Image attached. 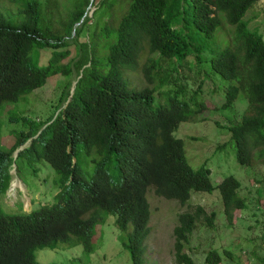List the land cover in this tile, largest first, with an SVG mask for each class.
Returning a JSON list of instances; mask_svg holds the SVG:
<instances>
[{
  "label": "trees",
  "instance_id": "trees-1",
  "mask_svg": "<svg viewBox=\"0 0 264 264\" xmlns=\"http://www.w3.org/2000/svg\"><path fill=\"white\" fill-rule=\"evenodd\" d=\"M8 1L17 8L13 14L0 6V110L7 101L24 99L53 75H71V61L63 63L70 55L64 47L78 37L79 28L92 22L86 12L90 0H72L68 18L57 23L52 19L57 27L47 38L48 32L39 25L43 14L50 13L43 7L48 0ZM122 1L126 8L117 27L92 34V45H98L102 35L112 37L104 45L102 60L92 55L94 46L78 42L81 54L74 63L78 80L73 88V80L66 82L55 114L34 122L24 116L9 118L26 127L16 134L11 148L0 145V198L10 184V167L28 151L47 160L63 185L51 203L38 209L8 213L0 207V264H41L37 248H56L59 243L81 244L85 252H93L96 225L104 219L101 211L117 215V226L127 231L124 245L133 264H147L150 188L190 208L193 192L218 189L229 221L237 209L246 207L239 179L229 175L215 186L211 169L205 164L192 166L185 141L176 135L181 122L196 120L211 105L204 100L192 107L179 67L192 70L187 60L192 56L196 64L210 62L213 70L235 82L225 89L223 107H231L241 92L248 106L242 120L229 127L230 142L243 165L252 163L255 150L264 158V36L244 19L259 0ZM109 5L116 6V0ZM226 23L234 27L230 35L224 32ZM43 48H52L53 54L40 65ZM145 50L151 56L142 71L153 87L139 89L130 84L125 71L137 72ZM167 60L172 61L170 71L163 73L159 66ZM198 88L196 94L201 84ZM29 139L30 145L14 157ZM81 146L92 154L91 174L77 158ZM215 217L201 204L179 213L173 231L175 264H195L186 245L198 221L205 219L212 227ZM223 254L232 256L228 250L210 249L206 264L222 263Z\"/></svg>",
  "mask_w": 264,
  "mask_h": 264
},
{
  "label": "rangeland",
  "instance_id": "rangeland-1",
  "mask_svg": "<svg viewBox=\"0 0 264 264\" xmlns=\"http://www.w3.org/2000/svg\"><path fill=\"white\" fill-rule=\"evenodd\" d=\"M90 0L86 8L90 24L79 28L78 37L64 47L70 51V55L63 59V63L71 61V75L59 73L48 78L47 82L35 89L32 93L17 102H5L0 110V145L3 149H9L16 140V134L26 126L23 122L10 120L11 115L24 116L29 121L46 120L55 114L60 95L68 80H73L72 88L78 80V72L74 63L80 57L78 42H88L95 51L92 55L103 59L107 40L105 34L98 39V45H92L95 30L100 34L103 28H113L119 23L126 4L122 0H116V6L109 5L112 0ZM115 1V0H114ZM72 0H48L43 7L50 9V13H44L42 24L39 28L50 38V34L60 20H66L69 16V7ZM2 9L11 13L15 12L17 4H11L8 0H0ZM14 14V13H13ZM51 17V18H50ZM53 19V20H52ZM244 19L249 27L255 29L264 36V0L257 1L246 13ZM108 24V25H106ZM117 27V26H116ZM224 32L228 35L234 32V27L224 25ZM60 35V34H59ZM147 50V49H146ZM143 51L139 56V68L126 70L125 75L130 79V84L137 88L153 84L145 80L142 67L150 53ZM40 65L48 62L53 54L52 48L40 50ZM192 70L185 66H178L181 70L179 78L186 86L187 99L194 103L207 100L210 107L205 109L194 121H183L176 131V135L185 141L187 156L195 168L205 164L212 171L211 180L215 186L226 176L233 175L241 182L240 194L246 200L244 209L234 212L233 220L229 221L225 215L222 196L218 189L213 193L193 192L190 200L191 208L201 204L207 214L216 213L214 225L211 227L206 220L196 223L190 236V243L185 251L190 254L195 264H206L205 258L210 249L219 251L228 250L232 256L223 254L220 264H264V158H258V150L254 151L253 161L250 165L239 163L236 157L235 145L231 141L229 127L242 120L248 106L246 95L241 92L235 103L224 108L226 101L225 89L235 82L222 77L204 62L201 66L196 64L192 56L187 57ZM172 62V61H171ZM170 60L160 64L163 73L170 71ZM200 70V71H199ZM172 76L176 77L175 72ZM201 91L197 94L195 90ZM222 145V147H219ZM83 170L91 174L95 167L92 162V154H89L82 146L77 152ZM15 166V164H14ZM16 167L12 169L11 186L7 194L2 198V206L8 213H15L22 207L28 211L31 206L38 209L54 199V195L62 189L61 175L43 159L38 158L36 152H26L16 160ZM11 172V170H10ZM11 173V174H12ZM148 198L152 216L150 220V233L146 239L147 264H175L174 255V227L178 223L180 212L191 209L187 205H181L178 201L158 196L153 188L149 189ZM1 207V204H0ZM15 210V211H14ZM107 213L103 212V216ZM116 216L107 215L104 223H99L94 236L95 250L91 253L84 251L81 244L59 243L56 248H37L35 254L41 264H133L130 251L124 245L125 232L115 224ZM262 258V259H261ZM261 259V262H260Z\"/></svg>",
  "mask_w": 264,
  "mask_h": 264
},
{
  "label": "clouds",
  "instance_id": "clouds-1",
  "mask_svg": "<svg viewBox=\"0 0 264 264\" xmlns=\"http://www.w3.org/2000/svg\"><path fill=\"white\" fill-rule=\"evenodd\" d=\"M41 121H43V120H41ZM16 141V140H15ZM30 143H31V140L29 139L23 146H21V147H19L18 149H16L15 150V152H14V157H16V155L18 154V152H19V150L20 149H22V148H24V147H26V146H28V145H30ZM14 164H15V166H14ZM12 169H15L17 172H18V168L16 167V163H13L12 164ZM11 167H10V170H11V172L10 173H12V169H11ZM9 170V171H10ZM12 175H13V173H12ZM13 179V178H12ZM12 179L10 180V184H9V187H8V189H7V191L10 189V186H11V181H12ZM7 191H6V194H7ZM6 194H4L1 198H0V204H1V208L5 211L6 209H4L3 208V206H2V203H1V201H2V198L6 195ZM57 194V193H56ZM55 194V195H56ZM54 200V199H53ZM52 200V201H53ZM52 201H50V202H47L46 204H48V203H51ZM42 206V205H41ZM40 206V207H41ZM34 208L31 206V209L30 210H28V211H25V210H23V208L21 207L20 208V210L21 211H25V212H29V211H31V210H33ZM15 211V210H14ZM17 211H19V210H17ZM7 212V211H6ZM102 212V216H103V212H105V211H101ZM107 213V212H106ZM107 215H109V213H107ZM107 215L106 216H103L104 217V219H102L103 221H99L98 223H97V225H96V227L98 226V224L99 223H104L105 222V219H106V217H107ZM115 215V214H114ZM116 216V220H117V215H115ZM151 216H152V211H151ZM116 220H115V224H116ZM151 220V219H150ZM149 224H150V222L148 223V227H149V233H150V226H149ZM116 226H117V224H116ZM118 227V226H117ZM119 228V227H118ZM120 229V228H119ZM121 230V229H120ZM129 232L130 231H132V225H130V227H129V230H128ZM125 232H127V231H125ZM95 235H96V230H95ZM94 235V236H95ZM149 235V234H148ZM124 237H125V235H124ZM148 237V236H147ZM94 241V240H93ZM145 244H146V242H145ZM146 252H147V248H146ZM145 258H146V253H145ZM146 261H147V259H146Z\"/></svg>",
  "mask_w": 264,
  "mask_h": 264
}]
</instances>
